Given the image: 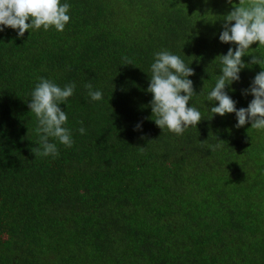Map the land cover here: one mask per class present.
I'll return each mask as SVG.
<instances>
[{"label":"trees","instance_id":"1","mask_svg":"<svg viewBox=\"0 0 264 264\" xmlns=\"http://www.w3.org/2000/svg\"><path fill=\"white\" fill-rule=\"evenodd\" d=\"M68 2L63 32H0V264H264V133L198 103L220 74L218 56L235 48L219 41L218 18L240 0ZM257 46L246 63L264 55ZM162 49L193 69L202 119L182 135L151 112L148 69ZM261 68L228 89L237 108ZM40 77L77 85L60 105L74 144L50 138L56 157L33 152L28 104Z\"/></svg>","mask_w":264,"mask_h":264},{"label":"clouds","instance_id":"2","mask_svg":"<svg viewBox=\"0 0 264 264\" xmlns=\"http://www.w3.org/2000/svg\"><path fill=\"white\" fill-rule=\"evenodd\" d=\"M228 2L231 3L232 0ZM70 7L68 0H0V32L11 28L16 30L17 38H22L26 30L29 32L41 28L44 31L54 28L57 32H63L70 22ZM218 19L223 20L219 41L234 44L235 48L229 47L226 54L218 56L216 69H220V74H217L214 85L206 95L203 90L199 93L202 98L198 103L208 102L212 115L234 113L236 128L250 123L251 128L264 133V68L254 76L249 87L242 90V95L250 94L253 97L247 107L237 108V101L228 94L231 85L240 80L243 69L254 64L260 65L264 61V55H252L250 63L243 59L254 53V48L251 47L254 43L258 42L257 48L264 46V0H250L248 4L240 0L238 6ZM190 64L180 55L162 49L153 54V62L148 69L150 79L147 91L152 94L150 107L155 116L154 123L160 129H167L176 135H182L188 128L196 127L202 119L199 108L191 103L196 92L193 81L189 79L193 75ZM76 87L74 82L60 86L50 79L38 78V83L31 90L28 104L36 120L33 131L39 138V147L32 150L35 156L59 155L57 143L50 142V138L66 147L73 146L72 131L67 127L68 114L60 105L66 106ZM84 87L90 101L103 100L102 89L91 83ZM140 128L141 124L137 123L134 130ZM78 131L84 135L86 129L80 127ZM208 147L216 151L222 146L210 144Z\"/></svg>","mask_w":264,"mask_h":264}]
</instances>
